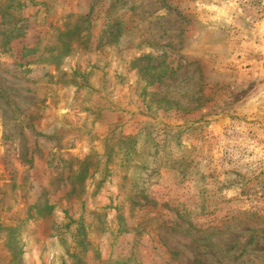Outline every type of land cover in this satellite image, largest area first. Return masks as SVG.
Listing matches in <instances>:
<instances>
[{"label":"rangeland","instance_id":"1","mask_svg":"<svg viewBox=\"0 0 264 264\" xmlns=\"http://www.w3.org/2000/svg\"><path fill=\"white\" fill-rule=\"evenodd\" d=\"M0 264H264V0H0Z\"/></svg>","mask_w":264,"mask_h":264}]
</instances>
